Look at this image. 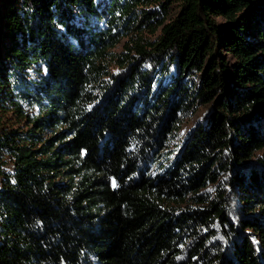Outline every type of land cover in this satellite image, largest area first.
I'll list each match as a JSON object with an SVG mask.
<instances>
[{"label": "trees", "instance_id": "obj_1", "mask_svg": "<svg viewBox=\"0 0 264 264\" xmlns=\"http://www.w3.org/2000/svg\"><path fill=\"white\" fill-rule=\"evenodd\" d=\"M0 264H264V0H0Z\"/></svg>", "mask_w": 264, "mask_h": 264}, {"label": "rangeland", "instance_id": "obj_2", "mask_svg": "<svg viewBox=\"0 0 264 264\" xmlns=\"http://www.w3.org/2000/svg\"><path fill=\"white\" fill-rule=\"evenodd\" d=\"M170 18L176 17L178 12L180 11V4L179 3H174L170 7ZM124 43V42H123ZM122 43V44H123ZM122 51V45L117 47L115 49V53L119 54ZM228 59V62H230L232 65H234V61L231 58L229 54H225V56ZM206 107H199L190 114L182 123L181 127L175 134V150L178 151L182 148V145L189 139L191 136V133L194 131V129L199 125V124H206ZM212 190V189H209Z\"/></svg>", "mask_w": 264, "mask_h": 264}]
</instances>
